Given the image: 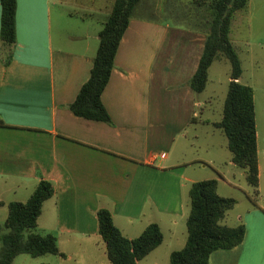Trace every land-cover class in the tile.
I'll return each instance as SVG.
<instances>
[{
  "label": "crops",
  "instance_id": "0c3cea01",
  "mask_svg": "<svg viewBox=\"0 0 264 264\" xmlns=\"http://www.w3.org/2000/svg\"><path fill=\"white\" fill-rule=\"evenodd\" d=\"M189 1L196 27L138 16L131 20L102 96L111 123L78 117L70 106L91 77L114 0L111 5L105 0L95 14L80 0L74 10L65 7L66 0H17L9 64L1 47L0 1V118L5 123L0 126V208L8 217L10 203L27 202L43 179L50 181L56 192L44 203L36 233L54 235L64 254L58 257L68 262L86 264L93 246L100 253L94 263L111 264L99 233L100 209L111 211L130 239L159 224L164 242L146 259L169 260L187 243L192 184L217 179L218 193L233 198L232 189H240L237 179H246L232 161L226 135L214 125L223 116L230 72L215 79L213 64L204 92L190 86L207 39L209 0ZM238 19L237 14L231 38L243 65L242 54L255 53L252 37L241 38ZM256 74L246 76L243 67L240 82L254 89L261 191L264 131L257 102L260 95L264 103V84L256 83ZM216 100L224 102L220 119L212 117ZM192 127L198 134L190 137ZM200 135L210 142L202 143ZM187 146L197 153L189 155ZM208 168L215 174L206 173ZM245 192L251 198L252 192ZM240 224L246 227L242 244L214 252L212 264H264V206L254 202L233 227ZM62 243L83 253H68Z\"/></svg>",
  "mask_w": 264,
  "mask_h": 264
},
{
  "label": "trees",
  "instance_id": "16d2710c",
  "mask_svg": "<svg viewBox=\"0 0 264 264\" xmlns=\"http://www.w3.org/2000/svg\"><path fill=\"white\" fill-rule=\"evenodd\" d=\"M2 5L1 47L7 50L9 64L16 44L17 0H0ZM142 0H114L110 14L100 32V44L93 61L91 77L70 106L78 117L111 123L102 96L112 76L121 41L130 22L135 18ZM199 4L200 2H196ZM250 0H209V18L204 25L207 35L198 69L190 81L195 93L205 91L211 66L220 58L230 63V82L224 103L223 116L215 127L228 139L232 161L244 170L247 182L254 189L251 199L259 197L260 165L258 154V128L254 89L242 84L243 65L231 38L232 23L236 15L246 12ZM0 126H5L0 118ZM217 179L192 184L190 215L187 219L188 239L185 247L171 254L170 264H212V254L230 250L244 241L246 227L222 225L227 211L237 204L235 198L218 193ZM54 185L43 179L27 202H12L0 235V264H13L23 254L41 257L61 255L58 240L52 235L36 233L44 203L55 195ZM0 205L3 202L0 201ZM99 233L111 264H138L164 242L159 224H150L137 238L130 239L116 226L111 211L97 213Z\"/></svg>",
  "mask_w": 264,
  "mask_h": 264
},
{
  "label": "rangeland",
  "instance_id": "374dc122",
  "mask_svg": "<svg viewBox=\"0 0 264 264\" xmlns=\"http://www.w3.org/2000/svg\"><path fill=\"white\" fill-rule=\"evenodd\" d=\"M68 6H65L69 9H76L75 7V0H66ZM82 3L86 4L87 8H90L94 14L100 12V8L105 5V0H80ZM187 1V3L185 2ZM189 0H142L141 4L138 6L136 11V15L141 18H155L159 22H167L171 23L173 27H196L199 22L193 16L189 14L188 7H189ZM91 3V4H90ZM193 5L194 2H191ZM109 5H111V0ZM186 5V7H185ZM89 10V9H88ZM188 14V15H187ZM246 14V15H244ZM239 19L238 22H242L243 29L240 30L241 38H247L246 35L252 37V45L254 49V55L242 54L243 58V67L246 71V76L254 71L256 74V83L258 85L264 84V0H250L249 8L246 12L238 13ZM203 25V24H201ZM250 28H249V27ZM244 35V36H243ZM263 44V45H262ZM262 46V47H261ZM254 56V57H253ZM257 59L259 62L255 65L253 59ZM230 63L225 58H220L214 63L213 67V77L216 79H226L230 72ZM223 103L216 100L213 104V109L215 110L214 115L212 116L215 119H220V114L223 109ZM258 110H259V120H260V130L264 131V103L262 102L260 95L258 97L257 102ZM195 131V127H192L190 130V137H193ZM198 134V133H197ZM203 135V134H202ZM200 135V139L202 143L205 145L210 142L209 136H202ZM181 148V147H179ZM189 150V155L192 153H197L196 149L192 151L187 146ZM204 152H201L203 154ZM216 171V170H215ZM209 175H214V169L208 168L205 171ZM210 177V176H204ZM264 178V177H263ZM238 187L240 189H232V197L236 199L237 204L234 208L230 209L226 213L225 219L221 222L222 225L226 226H235L238 223L239 215H243L247 208L252 207L254 202L251 198L246 195L245 191L252 192V186L247 182L246 179L238 178L237 181ZM240 185V186H239ZM230 193V192H229ZM231 195V194H229ZM260 205L264 206V179L262 190H259V197L256 201ZM255 202V203H256ZM9 214V213H8ZM7 218L6 209L0 208V235L4 233V223ZM0 242V248H1ZM62 249L68 253L72 251L83 253L82 250L77 248H69L65 243H62ZM86 257V264H95L94 261L98 260L100 253L97 252L92 246V248L87 251ZM171 258V257H170ZM158 260V258L156 259ZM155 258L148 257L145 260L143 259L140 264H170V259L166 260L164 258H160L158 263H156ZM77 264L74 262H68L58 255L49 254L45 257H33L28 254H23L18 256L13 264Z\"/></svg>",
  "mask_w": 264,
  "mask_h": 264
},
{
  "label": "built area",
  "instance_id": "2783aa9c",
  "mask_svg": "<svg viewBox=\"0 0 264 264\" xmlns=\"http://www.w3.org/2000/svg\"><path fill=\"white\" fill-rule=\"evenodd\" d=\"M161 157H162V158H165V157H166V154H162Z\"/></svg>",
  "mask_w": 264,
  "mask_h": 264
}]
</instances>
